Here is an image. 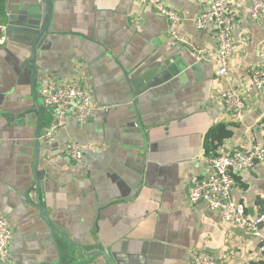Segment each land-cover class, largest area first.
<instances>
[{"label": "crops", "instance_id": "0c3cea01", "mask_svg": "<svg viewBox=\"0 0 264 264\" xmlns=\"http://www.w3.org/2000/svg\"><path fill=\"white\" fill-rule=\"evenodd\" d=\"M163 1L183 17L180 34L208 53L199 57L170 35L165 16L131 0H50L52 7L42 0L52 15L35 55L24 33L40 0H0V218L13 234L7 264H191L193 250L229 264H264L261 238L204 201L190 203L188 193L191 179L205 176L207 158L264 145V88L245 93L242 121L219 97L245 89L264 63V22L252 19L250 0H225L238 25L229 75L219 78L216 25L194 22L209 0ZM48 79H79L93 106L85 122L69 117L53 142L43 136L55 119L40 96ZM70 141L81 145L82 160L65 154ZM232 173L234 199L263 213L264 161Z\"/></svg>", "mask_w": 264, "mask_h": 264}, {"label": "built area", "instance_id": "2783aa9c", "mask_svg": "<svg viewBox=\"0 0 264 264\" xmlns=\"http://www.w3.org/2000/svg\"><path fill=\"white\" fill-rule=\"evenodd\" d=\"M146 5L166 17L169 22V33L177 41L187 46L191 51L202 57L209 50L197 46L192 40L179 32L183 17L176 7L163 0H131ZM250 14L255 22H264V0H250ZM198 29L207 27L211 22L216 25V41L218 50L215 53L218 61L217 74L219 78L229 75L233 56L236 50L234 32L238 21L235 13L227 6L225 0H209V8L195 18ZM264 88V63L254 69L250 82L245 89L231 87L223 90L219 97L227 103L234 119L242 121L247 109L245 93ZM40 94L44 105L54 110L55 119L44 133V138L55 141L57 134L63 128L69 117L85 122L93 110L92 99L79 79L57 80L48 79L41 86ZM65 154L73 161L83 159V149L76 141H70ZM57 157H59L57 155ZM264 161V145H251L248 149H234L228 153L212 155L207 158L203 177L195 176L188 187L190 203L204 201L213 210L222 213L226 222L231 223L252 236L262 239L259 254H264V236L261 233V224L264 222V213L250 214L243 203L233 197L236 180L232 171L254 170L257 162ZM12 229L6 217L0 218V264L10 262V242ZM191 264H229L224 260L216 259L207 251L193 250L190 256Z\"/></svg>", "mask_w": 264, "mask_h": 264}, {"label": "water", "instance_id": "95a60500", "mask_svg": "<svg viewBox=\"0 0 264 264\" xmlns=\"http://www.w3.org/2000/svg\"><path fill=\"white\" fill-rule=\"evenodd\" d=\"M47 1H48L49 5L51 6L50 0H47ZM40 3H41V7H40L41 11L37 14L36 22L28 24L29 26H31L32 30L25 28L26 33H24V34L31 36L32 39H26L24 42L27 45H29L30 51L32 53H35V55L37 52L38 44L41 42L43 36L46 34V31L48 29L47 25L49 24V21H50L51 15H52V12H51L46 16L44 13V10H43V6H44L43 3L44 2H42V0H40ZM42 26H44V27H42ZM9 29L10 28H8L5 32L7 33L9 31ZM38 183H39V181L37 178L35 181V186H34V187H36L37 192L39 191V184Z\"/></svg>", "mask_w": 264, "mask_h": 264}, {"label": "trees", "instance_id": "16d2710c", "mask_svg": "<svg viewBox=\"0 0 264 264\" xmlns=\"http://www.w3.org/2000/svg\"><path fill=\"white\" fill-rule=\"evenodd\" d=\"M263 213H264V209H263V211H262ZM263 213H261V214H263Z\"/></svg>", "mask_w": 264, "mask_h": 264}]
</instances>
